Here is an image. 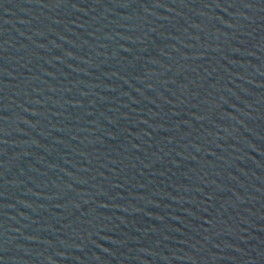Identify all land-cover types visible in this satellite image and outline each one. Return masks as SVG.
<instances>
[{
  "label": "water",
  "instance_id": "water-1",
  "mask_svg": "<svg viewBox=\"0 0 264 264\" xmlns=\"http://www.w3.org/2000/svg\"><path fill=\"white\" fill-rule=\"evenodd\" d=\"M243 0H0V264H154Z\"/></svg>",
  "mask_w": 264,
  "mask_h": 264
}]
</instances>
